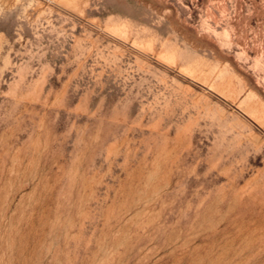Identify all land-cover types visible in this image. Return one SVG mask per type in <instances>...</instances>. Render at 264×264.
<instances>
[{
	"label": "rangeland",
	"instance_id": "obj_1",
	"mask_svg": "<svg viewBox=\"0 0 264 264\" xmlns=\"http://www.w3.org/2000/svg\"><path fill=\"white\" fill-rule=\"evenodd\" d=\"M0 264H264V0H0Z\"/></svg>",
	"mask_w": 264,
	"mask_h": 264
}]
</instances>
